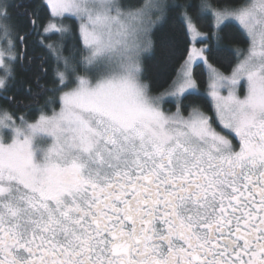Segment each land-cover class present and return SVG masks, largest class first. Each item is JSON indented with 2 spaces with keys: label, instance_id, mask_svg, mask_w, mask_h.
<instances>
[{
  "label": "snow or ice",
  "instance_id": "1",
  "mask_svg": "<svg viewBox=\"0 0 264 264\" xmlns=\"http://www.w3.org/2000/svg\"><path fill=\"white\" fill-rule=\"evenodd\" d=\"M174 11L203 46L152 95L142 53ZM207 17L211 37L197 29ZM231 23L249 47L223 75L204 41ZM30 36L41 55L28 56ZM25 58L39 61L28 98L53 94L33 122L7 95ZM201 64L228 134L197 103ZM0 94V264H264V0H0Z\"/></svg>",
  "mask_w": 264,
  "mask_h": 264
},
{
  "label": "trees",
  "instance_id": "2",
  "mask_svg": "<svg viewBox=\"0 0 264 264\" xmlns=\"http://www.w3.org/2000/svg\"><path fill=\"white\" fill-rule=\"evenodd\" d=\"M121 2L125 5L131 4L139 7L145 0H121ZM168 2L171 3L173 0H168ZM179 2H182V0H179ZM232 2L234 4H239L242 0H232ZM40 16L41 20L38 21V23L47 22V13L45 11H41ZM63 22L65 24L74 23L73 19L70 17L66 18ZM196 24L198 31L206 33L211 37V17L198 20ZM219 35L222 36L223 39L217 41L210 38L204 43L210 44L213 49L212 54L209 56L210 62L213 63L222 74L230 75L232 69L238 62L237 51L242 50L246 52L249 47V41L241 28L235 23L229 24ZM38 39L39 37L36 36H30L28 38L27 53L29 57L42 54L43 50L33 43V41ZM51 39L55 40L56 37L53 36ZM151 39L154 41V47L142 55V63L145 69L143 79L150 84L151 94L158 95L170 89V85L173 80L176 79L178 70L187 58L192 43L187 27L182 22L178 11L168 13L164 20L157 23L151 34ZM67 44L68 47L74 44L77 49L83 48L78 38L69 40ZM64 55H68L67 50H65ZM82 55H87V53L81 51L78 53L77 58L79 59ZM38 63L39 61H33L30 64L27 58H25L23 63H17L15 66L16 80L17 82L23 81V84L17 83L16 87L7 93L9 96L15 95L16 97V102L11 105L9 110L15 117L25 116L29 122H33L38 118L40 115L38 109H42L45 102L48 101L50 97H53L51 92H44L35 100H32L28 98L27 93L24 91L29 84H32L33 92L38 91L36 85L33 83L35 76L38 74ZM45 67L48 69V74L41 79V83L51 88L52 69L56 67L55 61L49 59ZM195 78L197 79L201 96V98L197 100V103L203 105V110L207 115L212 117L213 123L215 124L214 108L211 100L206 95L209 84L208 74L202 64L195 68ZM57 93H55L54 100ZM191 100L192 97H189L185 101V104L187 105ZM52 104L47 106L46 111L48 113H50ZM53 105L56 108L58 107L57 103ZM0 106L8 107L6 101L3 99V94H0ZM164 109L175 111V104L172 102L166 103ZM186 114L187 111H185V115Z\"/></svg>",
  "mask_w": 264,
  "mask_h": 264
},
{
  "label": "rangeland",
  "instance_id": "3",
  "mask_svg": "<svg viewBox=\"0 0 264 264\" xmlns=\"http://www.w3.org/2000/svg\"><path fill=\"white\" fill-rule=\"evenodd\" d=\"M124 2V1H123ZM145 2H146V0H145ZM144 2V3H145ZM143 3V4H144ZM236 24V23H235ZM238 25V24H237ZM190 36V39H191V48L192 47H196V48H200V47H202L203 45H202V43H198V42H196L195 40H193V38H192V36L191 35H189ZM205 42V41H204ZM190 48V49H191ZM146 52V51H145ZM145 52H143V53H145ZM143 53H142V55H143ZM242 58V57H241ZM206 72H207V70H206ZM208 74V73H207ZM224 75V74H223ZM243 83V82H242ZM168 91V90H167ZM166 91V92H167ZM238 94L239 95H241V96H243V94H244V88H240L239 90H238ZM59 95H60V93L58 92L57 93V95H56V98H55V102L54 103H57L58 104V107L56 108V107H54V103L52 104V106L50 107V113H48V114H51V111H52V109L54 108L56 111H59V107H60V103H59ZM206 95L209 97V99L211 100V102H212V105L214 104V102L212 101V99H211V97L209 96V94H208V90H207V93H206ZM222 95H227V90H223L222 91ZM166 103H170V102H166ZM166 103H164V105H163V107L165 106V104ZM214 108V107H213ZM174 112V111H173Z\"/></svg>",
  "mask_w": 264,
  "mask_h": 264
},
{
  "label": "flooded vegetation",
  "instance_id": "4",
  "mask_svg": "<svg viewBox=\"0 0 264 264\" xmlns=\"http://www.w3.org/2000/svg\"><path fill=\"white\" fill-rule=\"evenodd\" d=\"M214 127L216 128V130L217 131H222L224 134H228L227 133V130H224L223 128H222V125H220L219 123H218V121H216V123L214 124ZM234 135V134H233ZM238 142V141H237Z\"/></svg>",
  "mask_w": 264,
  "mask_h": 264
}]
</instances>
